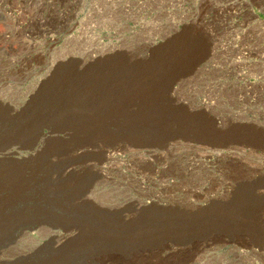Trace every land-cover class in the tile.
<instances>
[{
	"label": "rangeland",
	"instance_id": "1",
	"mask_svg": "<svg viewBox=\"0 0 264 264\" xmlns=\"http://www.w3.org/2000/svg\"><path fill=\"white\" fill-rule=\"evenodd\" d=\"M176 48L126 133L74 129ZM0 264H264V0H0Z\"/></svg>",
	"mask_w": 264,
	"mask_h": 264
},
{
	"label": "bare ground",
	"instance_id": "2",
	"mask_svg": "<svg viewBox=\"0 0 264 264\" xmlns=\"http://www.w3.org/2000/svg\"><path fill=\"white\" fill-rule=\"evenodd\" d=\"M160 56L153 59L154 61L148 63L150 65V67L148 68L149 70L144 71L145 69L143 68L144 72H142L140 74L135 73L136 75H134V77L136 78L135 79L136 82H133V83H135L134 86L130 87V85L129 86L127 85L128 84L127 83V77H124V78L120 77L119 79L122 78V81H123L122 84H120V81H119V85L117 84L114 88H112L108 95H105V96L103 95L104 97L102 99H99V101L97 102V107L95 105L94 106L95 109L94 108L92 109L93 110V112L91 111L92 113L87 114V116L84 117V119L71 120V125H74V127H75L74 129L82 135L94 134V135H100L101 136L102 132H100V131H102L104 128H109V126H112V127H114V129H115L114 131L116 132L114 135H122L121 133H126L125 132L126 129H124V128H126L127 122L120 120V119H125V117L127 115V108L128 107L138 104V105H142L145 108H148L150 111L153 110L154 108L158 107V103H159L158 99H159V97H161V95L164 93V91L166 89V88H163V87H166V85L163 86V82H165L166 77L173 72V71L171 72L170 67H174V64L176 63V59H178L179 62L181 61L179 63V64H181V63H183L182 61L185 60V58H186V56L185 57L182 56V53L180 51H178L177 48L173 52H169V53L164 52L163 56L162 55H160ZM177 64H178V62H177ZM168 69H169V72L167 73ZM103 71L105 72V70H103ZM106 71H107V69H106ZM108 72H109V70H108ZM100 73H102V71L97 73V74H100ZM122 74H121V76H122ZM113 76H114V74H113ZM116 76L118 78V75H116ZM92 78H93V76H92ZM99 78H102V76ZM131 78H132V80H134L133 77H131ZM92 80H94V79H92ZM110 81H108V82L111 85L115 83L114 81H113L114 83H111L112 81L111 82ZM172 81H174V80L172 79ZM116 82H118V81H116ZM97 83H98V80H97ZM97 83H96V85H97ZM99 85L101 86L102 84H99ZM100 86H98L97 88L100 89L99 88ZM95 88L93 90H95ZM108 89H109V87H108ZM105 90H107V89H105ZM99 91H101V90H99ZM91 92H92V90H91ZM95 92H97V90ZM105 93H106V91H105ZM107 93H108V91H107ZM94 95H98V93L94 94ZM164 95H165V93H164ZM96 97L97 96H95V98ZM91 106H92V104H91ZM138 109H140V111H141L142 108L139 106ZM42 111H43V109H42ZM153 112H156V111H153ZM84 113H86V112H84ZM162 117H164V116H162ZM97 132H98V134H96ZM46 138L47 137H44L43 140H46ZM19 174L13 173V174H10L9 176H11V177L15 176L16 180H17L21 176ZM120 254H121V252H120ZM114 255H116V254H114Z\"/></svg>",
	"mask_w": 264,
	"mask_h": 264
}]
</instances>
